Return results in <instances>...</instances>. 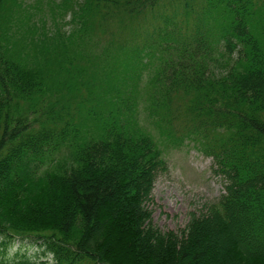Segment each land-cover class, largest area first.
<instances>
[{
	"label": "trees",
	"instance_id": "1",
	"mask_svg": "<svg viewBox=\"0 0 264 264\" xmlns=\"http://www.w3.org/2000/svg\"><path fill=\"white\" fill-rule=\"evenodd\" d=\"M160 1L48 0L53 11L71 14L72 28L47 29L35 41L33 14L18 26L17 0H0V264H264V0H201L212 23L198 19L194 34L178 35L184 42L169 37L162 47L163 56L179 58L162 61L153 98L167 114L174 95L191 98L185 133L197 137L225 182L219 203L180 234L152 223L146 203L166 162L130 98L124 110L112 98L119 81L92 86L98 97L88 87L97 109L63 108L39 130L20 110L21 101L49 90L41 71L21 64L20 49L53 48V63L72 65L74 47H87L108 19L145 18ZM136 57L130 54L132 63ZM64 147L69 156L55 160ZM45 161L53 167L41 171ZM29 237L41 242L42 257L6 258L7 242Z\"/></svg>",
	"mask_w": 264,
	"mask_h": 264
},
{
	"label": "rangeland",
	"instance_id": "2",
	"mask_svg": "<svg viewBox=\"0 0 264 264\" xmlns=\"http://www.w3.org/2000/svg\"><path fill=\"white\" fill-rule=\"evenodd\" d=\"M54 1L56 5L60 3L61 6L62 0ZM187 3L190 6H186ZM192 3L193 5L190 0H161L153 10L146 11L145 18L121 14L114 21L108 19L103 25L105 30H96V27V31L88 38L90 41L87 47H74L73 54L79 57H76L72 65L69 62H62L59 66L53 63V58L56 57L53 56V48L33 43L22 49L15 48V51H22L21 64L45 75L46 86L42 88L45 91L49 89L47 93L43 91L28 102H20V110L35 130L48 124L52 116L62 113L63 108L71 109L72 114L80 109L82 115L85 114L86 106L97 109L98 100L93 101L91 95L98 97L99 92L92 86L101 90L104 89L102 85L106 86L105 81L120 82L121 90L119 89L117 96L112 98L118 99L123 110V100L130 98V107L136 114L139 126L154 138L166 162V169L158 173L151 198L146 203L152 213V223L163 232L172 231L178 234L187 228L194 216L200 217L208 213L210 206L217 205L225 194V182L221 176L214 173L213 159L202 151L199 141L195 139L197 137H188L185 133L184 121L191 98L174 95L169 114L153 98L152 80L160 71L162 61L171 57L179 58L176 52L162 55V47H165L169 37L184 42L185 39L181 40L178 35L182 33L190 36L189 33L193 29L197 30L195 26L199 24L198 19L206 26L212 23L201 0ZM51 7L48 0H17L18 26L27 22L22 19L25 13H32L33 17L29 19L28 25L39 29L38 35L32 36L35 41H39V35L47 29L51 32L62 28L68 33L72 28L71 14L64 17L63 7L55 11ZM189 10L194 11L195 15H191ZM119 46L123 51L119 50ZM158 47L161 48L159 51ZM178 48L183 47L180 45ZM139 49L144 52L140 54L137 51ZM70 51L72 53L71 49ZM135 52L140 59L136 57L138 60L132 63L129 57ZM64 65L65 67H62ZM133 65L142 66L135 68ZM60 66L62 69H59ZM135 75L139 79L136 78L133 82L131 77ZM74 81L85 85L75 92L71 89ZM89 86L93 94L89 92ZM68 156L67 147L54 154L55 160ZM51 167L53 163L45 161L41 171ZM2 241L0 238V244ZM7 243L6 258L10 260L18 254L42 257L43 246L36 238H16ZM44 260L46 258L40 259Z\"/></svg>",
	"mask_w": 264,
	"mask_h": 264
}]
</instances>
